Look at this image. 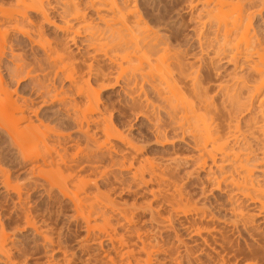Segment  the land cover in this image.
<instances>
[{"label": "rangeland", "instance_id": "rangeland-1", "mask_svg": "<svg viewBox=\"0 0 264 264\" xmlns=\"http://www.w3.org/2000/svg\"><path fill=\"white\" fill-rule=\"evenodd\" d=\"M76 1L77 3H79L78 5V7L80 6L79 9H82L83 8L82 5L84 2H79L78 0ZM139 1L141 2L142 5L141 11L144 15L145 22L149 25V27L153 29V31H156L159 35L163 37V39H166V42H168L167 44L169 46L170 55L179 54V56L184 57L186 61L187 60L190 61L192 60V58L202 59V61L203 60L204 62L206 61L205 63H207L209 59H212L210 58L211 56L213 57V59H215L214 58L215 54H213V51L211 52L209 50V52L205 55H204L205 51L203 52V54L200 53L201 51L198 48L197 45L198 43L196 38L198 35V31L194 29L195 28L194 26L196 25H194L193 22L192 23L189 22L190 17L196 14L195 13L196 10H192V11L189 10L188 6H186L188 4L186 0H139ZM2 2H5L3 4V7L7 8L10 5V3L11 5H13L12 3L14 1L9 0L8 2V0H0V5H2L1 4ZM51 2L52 4H54L53 1ZM115 2H117L119 5L121 0H115ZM132 2L133 0H130V3ZM58 4L59 3H57V6L60 7V4L59 5ZM10 6L8 8H10ZM256 8H258V6ZM259 9L260 8H258V10L255 9L257 11L261 10L260 11L261 14H259L260 12H257V14L255 15L256 17L254 16V18L252 19V29L254 28L256 33L261 32L262 34L259 33L258 35H261V37L264 38V11H262L264 8L260 10ZM58 10L50 13L51 15L50 19L52 18L50 21L53 22L55 25H58L59 28L55 29L54 27H50V25L47 26L45 24L43 26L44 28L42 29V31L44 30L43 31L44 39H41V42L39 43H41L43 46L48 45L47 47L46 46L44 47L45 49H47L49 46H52V49L55 48L57 50L56 51L55 49H53L55 51H53L54 54L53 53L51 54L52 55L51 58L52 60L54 58V61L57 59L56 64L59 70H57L56 65L52 63L53 62L52 60L45 57L46 54L43 52V50H41L44 49L41 48L43 46L41 47L38 46L39 43H37V45L33 44L34 45L33 46L32 43L29 42L27 38L22 36L19 30L17 31L20 34L16 31V29H20V28L23 30V27L26 28V25H24L23 23L15 24L13 22H8V23L6 22L5 25L3 24L1 28L3 30L4 29L7 30L8 33L6 37V41L2 43L3 45L0 44L1 46L0 56H2L0 58V78L2 80L1 81V85L3 87L2 89H6L7 90L6 92L11 94L10 96L13 98L12 100L16 101L17 99H19V101L17 100L18 103L23 101V103L25 104V115L27 114L26 115L27 118L30 121H32L31 122L32 124H34V125L31 124L30 129L32 130V134L35 131L34 133L36 135L35 138L32 137L33 135H31V133L26 131L29 129H25L26 132L23 131V133L25 132V134L22 133L21 135L22 137L24 135H27L28 138L32 137L33 139H35L36 141L34 140L35 141L34 143H35V147H37V149H35L36 152L31 151L27 153L28 156L26 154V156H24L25 159H23V155L22 156L18 155V153L20 154L21 152L18 153L16 152L17 147L14 146L16 144H14L15 142H13L14 141L13 138L11 139V137H9L5 132V129H7V127L10 128V125L13 126V123L10 120L7 121L1 120L0 169L3 172H1L0 170V174L3 175L5 172L6 174L4 178L8 174L7 176L8 177L7 179H9L8 183L11 184L13 183L12 185L17 184L18 186L19 183V187L20 188L22 187L21 188L22 195L20 196V199H23L17 201L18 198L14 192L12 193V190L10 192L8 189H6L8 190L6 191L5 189H3V187L5 186L3 185H2L3 187L0 186V223H1L0 225L2 226L0 227L2 228V232L4 233L3 235L4 236L6 235V237L8 236L7 237L8 239L6 240L7 241L6 247L11 250L9 251L10 252L9 254L11 256L10 258L13 259L11 260V262L13 263L14 261V264H68V262L70 264H101V263L108 264L107 263L108 257H105V254L106 256L108 255L109 257L112 258L114 257V252L110 249V244L108 243V241L103 242V240L105 239H102L103 235H101L102 233H100V231H98L97 229H96L97 234L100 233L98 235L99 236L98 240H94L97 239L95 231L93 235H91L92 232L91 233L89 232L90 236L87 235L89 233L86 232V228L83 223L84 220L81 219V217L79 219V215L78 214L76 215L74 210L75 205L71 203L75 199V198L74 199L71 198L72 195L75 196L74 192L76 193V190H78V188L84 189L83 187L87 186L86 181L89 180L90 181V182L88 181V184H90L88 185L89 191L86 189L87 187L84 190V193H86V195L89 192L88 196L90 198H93L94 196H91V193L93 192L95 193L98 187L99 189H97L96 194L99 192L98 195L101 194L102 196L103 193V198H104V194H108V196L110 195L109 199L111 197V199H113L111 201L112 202L114 201L113 203H115L116 201L119 202V204L116 203L118 207H121L123 204L129 205L127 207H129L131 212L134 211L133 214L136 215V216L134 215L135 216L134 218L135 221L133 220L134 225L132 224L133 229L139 232L142 231L143 233H145L146 231L147 232L146 234L148 235L150 232L154 231L153 228L156 227L155 229H158L160 233H157V230L156 232L154 231V233L156 236L159 235L161 238H159L158 236L159 238L158 239L154 234L153 235L158 239V241L160 242L162 241V243H164L165 245L168 243L167 245L169 248L167 249V245L165 247L167 251L169 249L170 252L176 251L175 253L177 255L175 253L174 255L173 253H170L168 255L167 253L166 255L161 256L160 254L159 256H156V258L154 257V261L152 262V264H163V262L165 261L168 262H165L164 264H168L169 261L170 263L171 262L173 263L174 261H176L175 263H177L178 261V263L182 262V264H188L189 262H190L189 264L192 263L195 264L196 260L193 262L194 259H197L196 264H198V262L199 264L201 263L221 264L219 259L220 257L223 256V254L224 256L220 260L225 259L226 261H228L226 264H234V263L264 264V219H263L264 209L262 210L261 208L260 210L261 206L258 203L253 204L250 203V201L244 200L242 198L240 199V197H238L239 201L235 200V202L237 201V203L236 204L234 203L235 205L234 204L233 205L236 211L241 210L240 212L241 213L243 212V219L240 220L235 215H233L234 213L231 212L232 208H230L231 205L228 202L229 196H231V194L233 193L232 189L228 188L229 186H227V188L225 186L224 188L222 184L221 185L222 188L220 187L221 190L217 191L214 190L215 188H212L213 185L212 186L210 185L212 183L206 182L207 179L209 178L208 168L211 167L212 165L209 166L210 163L207 162L208 163L207 167L204 170L200 168L197 169L198 165H195V163L197 164V161L195 162V158L198 156L199 151L197 152L196 149H195L196 151L192 149L194 146L191 145L192 142L191 144L190 142L188 143V140H190L189 138L185 137L182 139L183 141L181 142L180 140L181 138L178 137V135L176 136L177 138L180 139L175 138L176 136L174 137L175 133L173 134V131L169 129V125L167 126V123L169 121L166 118L167 117L166 112L165 110H163V108H161L158 105L159 103H156L158 100H156L157 98L155 97V95L153 96V93H150L149 94L150 96L148 95V98L151 97L150 99L153 100L150 101L153 102V105L157 104L158 105L157 109L158 108L160 109L155 110L154 108L155 111L153 110V108L149 109L151 110V111L148 110L150 114L152 111H154L152 112V115L149 119L145 117H141L142 114L141 116L139 115L140 110H138L139 111L138 114L137 112L138 108H135V104H132L134 99V94L132 91H130L131 88L128 86L129 83L126 81V78H128L129 72L131 71L133 64H131L130 66L124 62L122 63V68H126L128 66L126 68L128 69L127 70L128 73L124 74V76L126 75L124 78V76L120 74V70L119 67H117V65L108 63L107 59H105L104 56L102 58L100 55L98 57H100L101 59L98 58L97 61L95 62L97 65L95 66L94 63V66L97 69H101L100 70L102 71V75H100L101 77L99 76V78H96L93 77L92 75L90 79H87L89 77H87L88 75L86 76V73H84L87 71L84 62H86V60L89 61V59H88V55L86 56L87 52L85 50H87V48L83 41L84 38L83 37L75 38L76 41L74 43L70 44V41H68L67 43V40L70 39L68 36L71 35L70 33L72 30L68 31L70 32L69 34L68 33L66 34L65 30H63V28L65 29L67 28L65 27L66 26L65 23L71 21V23L69 22L68 25L72 24L75 29L77 26L76 25L77 22L76 20H74V18H72L74 16L73 13H71L72 11L69 12V15L71 17L67 15L69 17L68 18L67 16L62 15L61 10L59 11ZM83 11H85V8ZM85 12L88 18H91L93 19V21L97 22L96 17L93 14L94 13L93 11L89 10L88 12L87 11ZM28 16L33 21H35L38 18V16L36 14H33V12H29ZM61 28L62 31L57 30ZM210 31L212 32L213 29L208 30L207 28V30H205L204 33L210 36L211 35ZM66 35L68 36L66 37ZM58 44H60L62 47L59 46ZM54 45H56L57 47H54ZM63 48L64 49L66 48L65 51L63 50ZM1 50L3 51L5 50V51L2 53ZM67 51H69L70 53L68 52L69 54H67ZM57 54H58V58H57ZM186 54L187 56H185ZM13 55L15 56L12 58ZM46 58L47 60H49L48 62L47 60H45ZM14 59H17L19 63L17 60L14 61ZM20 62L23 63V64L21 63L20 66L21 69L20 67L19 69L15 68L16 67L15 65L17 64L20 65ZM45 63H47L46 66ZM58 63H60L61 65ZM82 63L84 64L83 66L80 65ZM49 64H51V67ZM47 65L49 66V68L47 67ZM216 65L219 66V67L216 66L217 68L220 67L221 68L217 70L218 74L217 72H215V70L214 73L216 75L220 74L219 77L221 78L223 77V79H225L227 74L230 73L232 70L231 66L226 65L222 62L220 63L218 62ZM80 66L82 68L81 69L82 71L79 69ZM52 67L54 68L53 71H52ZM78 70H80L81 72ZM27 71L29 72V74L27 73ZM203 71L199 72V75L200 73H202L203 76L204 74L206 75L205 73L206 71L205 70ZM79 75L81 76V78L84 76V78L81 79ZM194 75L196 76L198 75V73H195ZM210 75L212 76V79H209L211 81L209 80L208 81L210 82V84L214 85V83L217 82L214 79L217 78L215 75L213 76L212 73ZM118 77H120L121 79ZM83 80L89 83L88 85L90 86V88L94 90V95L95 93H97L95 97L98 96V101H97L99 102L98 108L100 107L99 108L100 112L103 113V115H105L107 122L110 124L109 128L111 127L110 130H112V134L116 137H121L123 139L126 138L125 140H127L128 142L130 141V143H133L134 147H137L136 149L140 150V151L138 150L139 153H136L137 155L134 154L135 156L134 155L132 156V154H130L131 155L130 156L127 153H134L136 151L133 152L131 149L132 152L130 150L129 152H127V150H125L128 149L125 148V146L128 147L126 144L124 145L122 143L120 144V142H118L117 140L115 141L114 138L108 137V135L105 134L106 132L104 133L105 127L103 125L105 123L103 121L101 122L100 120L98 121L99 123L89 121L87 122L88 125L86 124L85 118L87 117L85 116L86 114L88 116V113L85 114L86 111L83 109L89 111L88 109L89 106H87L88 102L84 95L85 94L84 91L86 87L84 84L85 82ZM145 91L147 93L150 92L147 88ZM129 92H131V94ZM0 96H3V94H1ZM5 96H3L4 98L2 97L0 98L2 102L3 100L4 101L6 99L8 100L7 94H5ZM1 101H0V105L2 104L4 105V103L6 102L5 101L4 103H2ZM215 103H216L215 107L217 106L216 110L220 109L221 105L219 103H221V98L217 96L215 99ZM24 104L20 103L19 105H24ZM86 106L88 108H86ZM256 106L257 104L255 105V109H254L255 115L259 114L258 117L264 120V107H262V109H256L258 108ZM77 107L80 109H78ZM83 111L85 115L82 114ZM150 114L148 113V115ZM212 114L213 113L208 114L204 118L205 125L211 128L216 124L215 120L217 119V116L215 115L216 113L213 115ZM95 117H98V115H96ZM82 119L85 120L82 121ZM78 121L83 122L82 127L80 126L81 123L79 124ZM164 124L166 125V129ZM42 125L44 126L47 125L45 128H47L48 130L46 129L44 131L45 128L44 126L42 127ZM159 125L162 128V130H159L161 129L160 127L156 128ZM80 127L82 128V130ZM163 128L167 133L163 132L164 131ZM49 130L51 134L48 132ZM84 131H86L88 134ZM160 132L163 133L162 135L159 136L158 133ZM41 133L45 135V139L43 138L45 142L42 140L41 135L43 134ZM46 133L50 135L48 134L46 135ZM52 133L55 134L56 136L53 135ZM90 134L91 136H89ZM163 134L165 135L164 136V138H166L165 140L164 138H162ZM88 136L90 137V139ZM24 137L26 138V136ZM37 140H38V144L44 142V144L47 147L49 144L50 148L49 147L48 148L53 153L48 152L49 150L44 149V147L42 148L44 144L38 145ZM161 140H163L162 141L163 143H161ZM165 141H167V143ZM115 145L117 148L114 147ZM189 145L191 146L189 147ZM32 153L37 157L35 156L33 157ZM48 153L52 154V156L50 155V158L52 159V160L49 159L50 161L47 160L48 158L45 157L46 159H44L42 157L43 155L45 156V154H47V156L49 157ZM124 153L127 155V158L125 157V160H122L124 158L123 155H125ZM262 155L258 157L259 158L264 157V153ZM40 156L41 159L43 158L42 160H44L43 161L44 164L46 162V165H44L43 162H40L41 161ZM54 156L56 158L55 160L53 159ZM26 157L28 158L30 157L31 159L28 160V158ZM133 157L136 159H134ZM32 161L34 162L32 163ZM48 161L50 162V164L49 163L47 164ZM52 161L54 162L51 164ZM122 162L125 164H123ZM145 162L147 166H148V162L149 163L152 162V164L155 163L154 165L158 166L162 172L166 171V173L163 172L166 177H167L166 174H169L171 172L173 176L170 173V177L172 176V178H174L175 181L174 179L171 180V178L170 180L174 181V183L177 180L176 184H178L179 186L181 185L182 189L184 190L183 191L184 193H186L187 195L190 194L193 197L196 195L195 198L198 199L196 200L194 198V201H197L196 207H199L201 205L200 208L203 207L204 209H206V214L208 215L213 214L212 216H214L215 214V216L213 217L215 219L213 220L212 223H210L211 221L206 222V220H203L208 226H211V228L213 227V230L215 229L216 231L213 232V236L217 240H215L213 236L212 237L208 236L209 237L208 239L207 235H204L205 238L209 240L206 241H208L210 246L208 244L205 245L209 247L203 245V243H201L202 240L200 241L199 238H194V239L191 238L189 234L182 229L181 226H178L181 225L182 222L180 221L179 224V220L173 218L174 216L168 211L169 208L166 200L163 198V203L165 204L163 205L161 199L162 194H158V192L162 193L160 191L162 189H163V193L166 192L162 184L160 185L158 182L154 183V181H152L151 183L153 184V186L149 184L147 188L145 185L142 186V184H140L138 177H136L138 179L133 180L134 178L131 173L132 167H133L132 172H134L133 170L136 169L135 167L138 168L139 165L144 166ZM64 163L66 165H64ZM129 163L133 165L131 168L129 167L130 166ZM35 164L37 167L34 166ZM38 165L40 166L38 167ZM126 168L127 169L130 168L128 169L130 170V172L126 171ZM145 168L147 169V167L144 166L143 170L147 173L148 170H145ZM211 169L216 174H218L217 171L218 169H216L213 166L211 167ZM168 171L170 172L167 173ZM102 172H105V174H103ZM146 173H144L145 178L146 180H149L148 177L149 173L147 174ZM2 175L0 176L1 184H3L2 182L3 180L1 179L3 178ZM260 176L261 174L256 173L257 178ZM84 179H86V181ZM80 180L82 181V183L80 184L81 187L78 184L79 187L75 190V187H77L76 182L78 183V181ZM91 180L95 181L96 185L95 182L91 183ZM59 187H61V189H59ZM160 187L162 188L159 189ZM62 188L63 190H66L65 191L66 193L61 192L63 191ZM155 189L158 191L157 194ZM67 190L69 191V194L67 193ZM86 190L87 192H85ZM149 190L153 191V193L155 192L154 194L157 196L150 195L151 192H149ZM78 193L80 194V196H82L81 192ZM64 194L67 195V197H69L70 199L64 197ZM165 195L166 193L163 195V197H165ZM152 198H154V202L152 201L153 200ZM149 203L150 205L148 206ZM20 204L25 207L21 206ZM116 204L114 205L116 206ZM158 205L161 207L160 210ZM162 205L165 207H163ZM236 205H238L237 206L238 208H236ZM19 206H21L20 208L21 211L19 209ZM123 206L124 207L121 208H125V205ZM25 208L29 209L27 210L28 212L26 211L27 214L31 212L33 213V215L30 214L29 217L35 216L31 219L33 220V222L34 221L36 222L34 223V225L35 224L37 225L35 226L38 228V230L40 229L39 231L41 232L43 230L46 233V236L50 237L49 239H52L50 241L54 243L52 242L44 243L42 237L40 238L39 237L40 235L36 234L37 232L33 231L31 228L26 226L27 223L25 224L24 221L26 217ZM131 208L133 211L131 210ZM151 208L152 210L154 209L153 211H155V209L159 210L160 215L164 213L163 214L164 217L165 216L170 217L171 225L174 231L172 230V228L169 229L170 231L168 229L167 230L162 229L163 226L161 228L160 227L161 225L158 224L159 219L158 220L156 219L155 221L153 220L154 221V222L152 221L153 223L150 222V219L152 220V218H150L152 215V213H150ZM164 208L165 209L168 208V210L167 209L165 210ZM30 210L31 212H29ZM201 210L203 209L201 208ZM259 211H261L260 212L261 214L258 213ZM22 212L24 213L25 217H23L24 215L22 214ZM167 214L169 215L167 216ZM256 215H259L260 217H257ZM75 216L78 217L75 218ZM198 219L199 218H196V221ZM241 221L242 222L246 221V222L242 223ZM91 222L93 224V221ZM97 222L100 224H97ZM204 222L203 224H205ZM95 224L99 226L102 225V222L99 220L96 221ZM125 228L124 230L123 228H120L124 231L123 235L126 234L125 231L127 228L126 229ZM119 230L118 232L120 233L118 234H122L123 231L121 230L119 231ZM45 233L43 235H45ZM152 233L150 234L152 235ZM175 233L178 235V237H180L179 240L182 239L180 242H185V244L187 243L188 246L190 244L189 247L192 249L190 255H192V257L188 255L189 256L188 258L187 254H185L187 258L186 257L184 258L185 255L182 254V252L184 253L185 251H183L184 249L181 248L183 247L181 246L182 244L177 243L178 240L176 241L175 239L173 240V238H175L174 235H176ZM214 234L217 237H215ZM149 235L146 237V239L148 240L149 239L153 240V238L155 239L154 236L150 235L151 236L150 237ZM167 235L169 236V238ZM86 236H88L87 237L88 239L86 238ZM91 236L93 238H90ZM132 239L133 240H131L130 242L131 245L133 244L132 242H134L135 240L134 238ZM173 243L175 246L171 247V244ZM214 243L216 244L219 243V244L216 245ZM178 244L181 245L178 247L177 246ZM176 246L178 247V249L181 248L180 249V252L182 251L181 253L177 251L178 249H175L177 248ZM82 248L84 250H82ZM225 248L227 249V251L230 252L227 253ZM132 249L135 250L136 248L133 247ZM221 249L224 251H222ZM224 252L229 254V256L227 254L225 255ZM179 253L181 256H178ZM63 254L66 256H64ZM135 254L137 255V253ZM175 255L178 257H176ZM232 255L236 258L234 257L232 258ZM230 257L233 260H231ZM172 258L174 259V261ZM66 259L67 260L69 259L71 262L70 261L67 262ZM188 259L191 260L192 262L188 261ZM162 260L165 261L161 262ZM117 261L119 262V260ZM118 264L121 263L119 262Z\"/></svg>", "mask_w": 264, "mask_h": 264}, {"label": "bare ground", "instance_id": "bare-ground-1", "mask_svg": "<svg viewBox=\"0 0 264 264\" xmlns=\"http://www.w3.org/2000/svg\"><path fill=\"white\" fill-rule=\"evenodd\" d=\"M12 1H14L12 3L13 5H11V3H10L11 6L9 5L11 9L8 8L9 6L7 8L3 7V4L5 2H2L1 3L2 5H0V44H2L3 42L6 41V37L8 34L7 30L1 29L2 25L3 24L5 25L6 22L7 23L13 22L15 24L23 23L24 25H26L27 29L25 27H23V30L21 28L20 29L14 28V29H16V31L19 30V32L22 34V36L27 38L28 41L32 43V45L33 44L37 45V43L41 42V39H44L43 38L44 37L43 36L44 30L42 31V29L44 28L43 26L45 24L47 26L50 25V27H54L55 29L59 28L58 25H55L53 22L50 21L52 19V18L50 19V16H51L50 13L51 12H55L59 8V10H61L62 15L70 16L69 12L72 11L71 13H73V15H74L72 18H74V20H76L77 26L74 29L72 24L68 25L69 22L71 23V21H69L70 20L69 19V20H67L69 22L65 23L66 24L65 27H67V28L66 29L63 28V30H65L66 34L67 33L69 34L70 32H68V31L72 30L70 33L71 34L70 36L66 35V37L68 36L70 38L67 40V43H68V41H70V44L74 43L76 41L75 38H79V37L84 38L83 41H84V44L87 48V50H85L87 52L86 56L88 55V59H89V61L86 60L87 63L84 62L85 66L87 68V71L84 73H86V76L88 75L87 77H89L87 79H90V77L92 75H93V77H96V78H99V76L102 75V71H100L101 69H97L95 67L97 65L95 62L97 61L98 58H100V57H98L100 55L102 58L104 56L105 59H107L108 63L117 65V67H119L120 74L122 76H124V74L128 73V71H127L128 69H126L128 66L126 68H122V63L124 62L130 66H131V64H133L132 69L130 68L131 71L129 72V76L127 75L128 78H126V81L129 83V85L128 84L127 85L131 88V89L129 88L130 91H132L134 94V99H133L132 104H135V108H138L137 109L138 114H139L138 110H140L139 115L141 116V114H142L141 117H145V118L149 119L152 115V112H154L157 109L158 105L161 108H163V110H165L166 116H167V117L166 116L165 117L169 121L168 123L167 122L166 123H167V126L169 125V129L173 131V134L175 133L174 137L176 135H178V137H180L181 139L177 138V136L175 138L180 139L181 142L183 141L182 140L183 138H185V137L189 138L191 141L188 140V143L190 142V144H191V142H192L191 145L194 146L192 149H194V150L196 149L197 152L199 151L198 156L196 157L197 159L195 158V162L197 161V164L195 163V165H198L197 169L200 168V169L204 170L207 167V164H208L207 162L210 163L209 166L212 165L213 167L218 169L217 170L218 174H216L214 171H212V169H211L212 166L211 167L208 166L209 167L208 168L209 169L208 170L209 171V173H208L209 178L207 179L206 182L212 183L210 185L211 186L213 185L212 188H215L214 190H217V191L221 190L220 187L222 188V186H221L222 184H223L224 188H225V186H226V188H227V186H229L228 188L232 189L233 193L231 194V196H229L228 202L231 205L230 208H232L231 212L234 213L233 215H235L240 220L243 219V212L241 213L240 212L241 210L240 211L237 210L238 211L237 212L236 209H234V205L237 203V201L235 202V200H238V197H240V199L242 198L244 200L250 201V203H253V204L258 203L261 206L260 210H261V208H262V210L264 209V157L259 158L264 153V120L262 118L258 117L259 114L255 115V112H254L256 104H257L256 107H258L256 109H262V107H264V40H263L264 38H262L261 35H258L259 33L262 34L261 32L256 33L254 28L252 29V19L257 14V12L261 11L260 9L264 8V0H186L188 3L186 6H188L189 10H191V11L196 10V12H195L196 14L194 16L190 17L189 22L190 23L193 22V24L196 25V26H194L195 27L194 29L196 31H198V35L196 38H197L198 48L201 51L200 53L203 54V52L205 51V53H204V55H205L209 52V50L211 52L213 51V54H215L214 58L217 59V60H215L211 56L210 58H212V59H209V61L207 63H205L206 61L204 62V60L202 61V59H193V58L190 61H188V60L186 61L184 59V57L179 56V54L170 55L169 54L170 50H169V46L167 44L168 42H166V39H163V37L161 35H159L156 31H153V29L151 27H149V25L145 22L144 15L141 11L142 5H141V2L139 0H133L132 3H130V0H121L119 5L117 2H115V0H78L79 2H84L82 5L83 8L81 7L82 9H79V7H80V6L78 7L79 3H77L76 0H12ZM51 1H53L54 4H52ZM8 2H9V0H8ZM57 3L60 4V7L57 6ZM129 3H130V5L132 4L131 7H130ZM257 6H258V8H260L259 9L260 11H257L258 10V8H256ZM56 8H57V10H56ZM84 8H85V11H87V12L89 10L94 12V13L93 12L92 13L95 15L97 22L93 21V19L87 17L86 12L83 11ZM255 9H257V10H255ZM262 11H264V9ZM29 12H33V14H36L38 16V18L36 19L37 21L36 20L33 21L29 18V16H28ZM259 14H261V12ZM24 28H25V30H24ZM207 28H208V30L213 29L212 32L210 31L211 32L210 36H208L207 34L204 33V31L207 30ZM57 30L62 31V28L57 29ZM36 39H37V41H36ZM40 44L41 43H39L38 46H40V47L43 46L42 44L41 45ZM61 44H63V43H61ZM64 44H65V42H64ZM58 45L61 46L60 44H58ZM45 46L46 45H44L41 48H44ZM54 47H57V46L54 45ZM63 47H65V46H63ZM0 48H1V46H0ZM53 49H55V48H53ZM53 49H52V46H49L47 49L44 48L41 50H43V52L46 54L45 57L52 60L51 54L53 53V51L56 50V49L55 50H53ZM65 49L63 48L64 51H65ZM1 51L3 53L5 50L4 51L1 50ZM69 51H67V54L70 53ZM100 53H103V54H100ZM110 54H112V55H110ZM14 56L15 55H13L12 58ZM185 56H187V54ZM1 57L2 56H0V58ZM47 58L45 60H47ZM57 58H58V54H57ZM16 60L17 59H14V61H16ZM56 60L54 61V58H53L52 63L54 65H56V68H57L58 66L56 64ZM48 61L49 60H47V62ZM218 62L219 63L222 62L226 65L231 66V68H232L231 72L227 74L226 78L224 77L225 79H223V77L222 78L219 77L220 74L216 75L214 73V70H215V72H217V70L221 68V67L220 68L216 67V66H218V65H216ZM18 63H19V61H18ZM21 63L22 62H20V65L17 64L18 66L14 64L16 66L15 68L19 69V67L21 66ZM94 63H95V66H94ZM46 64L47 63H45V66H46ZM58 64H60V63H58ZM49 65L51 67V64H49ZM80 65L83 66L84 64L82 63ZM47 67L49 68L48 65H47ZM117 67H115V68H117ZM20 69H21V67H20ZM53 69L54 68L52 67V71H53ZM79 69L80 70L82 69L81 66L79 67ZM57 70H59V69L57 68ZM80 70H78V71H80ZM203 70L206 71L205 72L206 75L204 74V76H203L202 73H200V75H199V72H202ZM28 71H30V70H28ZM28 71H27V73L29 74ZM10 73H12V72H10ZM13 73H14V71H13ZM195 73H198V75L195 76L194 75ZM209 73L210 74L212 73L213 76L215 75L217 78V79H214L217 81L216 83H214V85L216 84L215 86L213 84H210V82H209V81H211L209 79H212V76ZM217 74H218V72H217ZM45 75H46V73H45ZM121 75H120V77H121ZM125 76H124V78H125ZM120 77H118V78H120ZM80 78H81V76H80ZM82 78H84V76ZM120 79H118V80H120ZM1 81L2 80L0 78V95L3 94V96H5V94H7L8 100L7 99L5 100L7 103L3 99H2L3 102L0 100L2 103H4V102L6 103V104L4 103V105L3 104L0 105V122H1V120H6V121L10 120L13 123V126L10 125L11 129L9 127H7V129H5V132L7 133V135L9 137H11V139L13 138L14 141L13 140L12 141L15 142L14 144H16L14 146L17 147L16 152L17 153L21 152L20 154L18 153V155H21V156L23 155V159H25L24 156H26L27 153H29L31 151L36 152L35 149H37V147H35V143H34L36 140L32 138V137L35 138L36 134L34 133L35 131L32 134V130L30 129L32 121H30L27 118V116H26L27 114L25 115V104L22 101L20 103L24 104V105H19L20 103L17 102V100L19 101V99H17L16 101L12 100L13 98L10 96L11 94L7 93L6 89H2L3 87L1 85ZM84 82L83 83L85 84V87H86V88L84 87L85 88V91H84L85 94L84 95H85L86 100L88 102L87 106H89V108L87 106H86V108H88L89 111L86 109H83L86 111L85 114L88 113V116L86 114V116H85V117H87V118H85L86 120L82 119V121L85 120L87 125H88L87 122H89V121L90 122L91 121L92 122H98L100 120H101V122L103 121L105 123L103 125L105 127V128L103 127L105 129L104 133L106 132L105 134L108 135V137L114 138L115 141L117 140L118 142H120V144L121 143L123 145L126 144L128 146V147L125 146V148H128V149H125V150H127V152H129V150L131 151V149L133 152L136 151L134 153H127V154H129V155L132 154V156L134 154L137 155L136 153H139L140 150L136 149L137 147H134L133 143H130V141L128 142L127 140H125L126 138L123 139L121 137H116L112 134V130H110L111 127L109 128L110 124L107 122L105 115H103V113L100 112V110H99L100 107L98 108V103H99V102H97L98 96L95 97V95H97V93H95V95H94V90L90 88V86L88 85L89 83L87 81H84ZM127 85H126V87H127ZM146 88L150 91V92L148 91L149 93H147L145 91ZM105 89H106V87H105ZM129 93L131 94V92H129ZM150 93H153V96L155 95V97L157 99L155 97L154 98L156 100H158L156 102V103H159L158 105L155 104V102H154L155 105H153V102H151L153 99L151 100L150 99L151 97L148 98V95ZM3 96H0V98L1 97L4 98ZM217 96L221 98V103H219V104L221 105L222 109L221 108L218 109L221 112L216 110L217 106L215 107V105H216L215 99ZM5 98H6V96H5ZM152 108H153V110L155 108V110L152 111L150 114V112H148V110L152 109ZM78 109H80V108H78ZM159 109L160 108H158L157 110H159ZM149 111H151V110H149ZM148 113L150 115H148ZM163 113H164V111H163ZM211 113H213V114L216 113L215 115L217 116V119L215 120L216 122L214 121L216 124L213 122L215 125L212 126V128L205 125V122H204L205 116L208 114H211ZM82 114H84V111ZM96 115H98V117H95ZM208 117H210V116H208ZM82 121L81 122L78 121L79 124L81 123V125H80L81 127H82V123H83ZM211 121H213V120H211ZM208 123H206V124H208ZM158 124H159V122H158ZM32 125H34V124H32ZM43 126L44 125H42V127ZM46 126H44V128ZM159 127H160V125L156 128H159ZM25 129H29L26 131L31 133V135H33V136L28 138L27 135H24V136H26V138L24 136H23L24 137L23 138L21 134L23 133V131H25ZM46 129L47 128H45L44 131ZM165 129H166V125H165ZM50 130L48 131L49 133H50ZM81 130H82V128H81ZM159 130H162V128ZM163 130H164V128H163ZM25 132L23 134H25ZM84 132H86V131H84ZM163 132H166V131L164 130ZM53 133H55V132H53ZM160 133H158L159 136L162 135V133L161 134ZM41 134H43V133H41ZM47 134L48 133H46V135ZM50 134H48V135H50ZM53 135H55V134H53ZM59 135H61V134H59ZM41 136H42V140L44 141L45 135L43 134ZM89 136H91V134ZM164 136L165 135L163 134L162 138H164ZM170 136H171V134H170ZM162 138H160V139H162ZM187 138H186V140H187ZM89 139H90V137H89ZM160 139H158V140H160ZM165 139L166 138H164V140ZM128 140H130V139H128ZM162 141L163 140H161V143H163ZM44 142H42L40 144L43 145ZM165 142L167 143V141H165ZM37 144H38V140H37ZM40 144H38V145H40ZM191 145H189V147ZM45 146L46 145L44 144L42 146V148L44 147V149L49 150V148H50L49 144H48L49 148L47 146L45 148ZM114 147H116V145ZM116 148H114V149H116ZM48 152L53 153L50 150ZM258 152L261 154H259ZM44 153H46V152H44ZM50 153H48L49 157L47 156V154H45V156L43 155L42 157L44 159L48 158L47 160H49V159L52 160L50 158V155L52 156V154H50ZM32 155H33V157L35 156L33 153H32ZM125 155H123L124 158L122 160H125V157L127 158V155L126 156ZM27 156H28V154H27ZM35 157H37V156H35ZM57 157H59V156H57ZM61 157H63V156H61ZM26 158H28V157H26ZM29 159H31V158L29 157L28 160ZM40 159H41V156H40ZM42 159L40 162L44 161ZM53 159L54 160L56 159L55 156ZM134 159H136V158H134ZM36 160H35V162H36ZM131 160H133V159H131ZM49 161L47 162V164L48 163L50 164ZM33 162L34 161H32V163ZM53 162L54 161H52L51 164ZM123 162H126V161H123ZM43 164H44V162H43ZM123 164H125V163H123ZM129 164H130V166L129 165L128 166L131 168L133 165H131V163H129ZM154 164H152V162H150V163L148 162V166H147V164L145 162V165H144L145 167H147V169L145 168V170H148L147 173H149V175H148L149 180H146V178H145L144 173H146V172L143 170L144 166H140V165H139L140 167L138 166V168L135 167L136 169L133 170L134 172H132V169H133V167H132L131 173H132L134 179L133 178H131V179L136 180L139 178L138 180H139L140 184H142V186L145 185L146 187L149 184L153 186V184L151 183L152 181H154V183L158 182L160 185L162 184V186L165 188V191H166L165 197H163V195L165 194V193H163V189L160 190L162 193L158 192L155 189L156 194H157V192H158V194H162L161 195L162 197L161 196H159V197H161L162 203H163V198L166 200L169 210H168V208H166V209L174 216L173 218H176L177 220H179V224H180V221L182 222L181 225H178V226H181L182 229L185 230L186 233H188L191 238H193V239L199 238L200 241L202 240L201 243H203V245L208 244L210 246V244L208 243V241H209L208 239H209V237H212L213 232H216V231H215V229L213 230V227L211 228V226H208L203 220H206V222L211 221L210 223H212L213 220L215 219V218H213L215 216V214H214V216H212L213 214H211V215L206 214V209L201 207L203 209V210H201L200 204H199L200 205L199 207H196L197 201H194V198L196 195L193 197L190 194L187 195L186 193H184L183 192L184 190L182 189L181 185L179 186L178 184H176L177 180L174 183L175 179L172 178L173 174L170 171H168L167 173L170 172L172 176L170 177V173H169V174H166L167 175V177H166L164 174V173H166V171L165 172L163 171L164 172L163 173L160 170V168ZM44 165H46V162ZM64 165H66V164L64 163ZM34 166H36V164ZM39 166L40 165H38V167ZM121 166H123V165H121ZM130 168H128V169H130ZM128 169L126 168V171L130 172V170H128ZM1 172H3V171L1 170ZM102 173L105 174V172H102ZM256 173L261 174L260 177L262 179L260 177L257 178ZM5 174L6 173L4 172V174L3 175L0 174V176L2 175V177L4 178ZM56 174H58V173H56ZM7 176H8V174H7ZM7 176L4 179L1 178L3 180L2 181L3 184L0 183L1 184L0 186H2V185L5 186V187L2 186L3 189H5V190L8 189L10 192L12 190V193L14 192L18 198L17 201L23 200V199H20V196L22 195L21 194V188L22 187L21 188L19 187V183H18V186H17V184L12 185L13 183L12 184L8 183L9 179H7L8 178ZM168 176H169V178H168ZM103 177H104V175H103ZM136 177H138V178H136ZM170 178H171V180L174 179V181H171ZM259 178L261 179V181ZM80 179H82V178H80ZM84 180L86 181V179H84ZM88 181H86L87 186H84V187L82 186L84 189L78 188L79 185L82 183L81 180L78 181V183L76 182L77 187H75V190L77 188H78V190H76V193L73 191L75 196L72 195L74 197L71 196V198L72 199L75 198V199L73 200L74 202L72 201V199H71L72 202L71 201L70 202L75 205L74 210H75L76 215L77 214L79 215V219L81 217V219L84 220L83 223L85 225L86 232L87 233L92 232L91 235H93V233H95L96 229H97L98 231H100V233H102L101 234V235H103L102 239H105V240H103V242L108 241V243L110 244V249L114 252V257L112 258V257H109L108 255L106 256V254H105V257H108L107 258L108 264H116L118 262L117 260H119V262L121 264H152V262L154 261V257L156 258V256H159L160 254H161V256L166 255L167 253H168V255L170 253H173V255H174V253L176 251L170 252L169 251L170 249H169L168 250L169 252H168L165 249V247L168 243L165 245L164 243H162V241L161 242L158 241V239L161 237L158 235L159 236V238H158V236L155 235L154 231L156 232V230H157V233H160L158 229H155L156 227L153 228L154 229V231H152L153 233L150 232V233H152V235L148 231V233L151 236L155 235L158 238L157 239L154 236L156 240L154 238H153V240L152 239L148 240V239H146V237L149 234L147 235L146 231H145V233H143L142 231L139 232V231L132 228L133 220L135 221L134 218L136 215L133 214L134 211L132 210V208H131V210L133 212H131L129 207H127L129 205L123 204V205H125L126 209L121 208V207H124L123 205L122 206L120 205L121 207H118L117 204H119V202L116 201L115 203H113L114 201L113 202L111 201L113 199H111V197L109 199L110 195L108 196V194H104V198H103V193H102V196H101V194L98 195L99 192L96 194L97 189H99L98 187H97L95 193L94 192L91 193V196H94L93 198H90L88 196L89 192L86 195V193H84V190L86 187H87L86 188L87 190L89 188L88 185H90V184H88ZM92 182H95V181L91 180V183ZM95 185H96V182H95ZM95 185H93V186H95ZM20 186H21V184H20ZM80 187H81V185H80ZM161 188L162 187H160L159 189H161ZM59 189H61V187H59ZM8 190H6V191H8ZM62 190H63V188H62ZM87 190L85 192H87ZM65 191L66 190H63L61 192H65ZM78 192H81L82 196H80V194ZM149 192H151L150 195L157 196L154 194L155 192L153 193V191H150V190H149ZM67 193L69 194L68 190H67ZM234 193H235V195H234ZM94 194H96V195H94ZM96 196H99V197H96ZM64 197H67V195L64 194ZM67 198L70 199L69 197H67ZM152 199H153L152 201L154 202V198H152ZM165 200H164V202H165ZM196 200H198V199H196ZM150 203H151V201H150ZM150 203L148 204V206L150 205ZM18 204H19V202H18ZM114 204H116V206ZM163 205H165V204L163 203ZM167 205H166V207H167ZM230 205H228V206H230ZM21 206H23V205H21ZM21 206H19V209L21 208ZM132 206H135V205H132ZM237 206L238 205H236V208H238ZM23 207H25V206H23ZM163 207H165V206H163ZM160 208L161 207L159 206V210H160ZM196 208H198V209H196ZM25 209H26L25 210L26 217L23 213L24 212L23 210H22L23 211L22 214L24 215L23 217H25L24 221H25V224L27 223L26 226L31 228L33 231L37 232L36 234H39L40 236L39 235L38 236L40 238L42 237L44 243L45 242L51 243L52 241H50V240H52V239H49L50 237H47L46 233L42 230V232L45 233V235H43L44 233L39 231L40 229L38 230V228L36 227L37 225L36 224H35L36 226L34 225V223H36V222L35 221L33 222V220L31 218H33L35 216L29 217L30 214L33 215L31 210L29 211L31 213L27 214V212H28L27 210H29V209H27V208H25ZM254 209H256V208H254ZM153 210H152V208L150 209V211H151L150 213H152V215L150 217V218H152V220L150 219V222H152L153 220L155 221L156 219L157 220L159 219L158 224L161 225L160 226L161 228L163 226L162 229H166V230L171 229L172 225H171L170 217H166V216L164 217V215H163L164 213H162V212H161L162 213L161 215H163V216H161L159 210H156V209H155V211H153ZM199 210H201V211H199ZM20 211H21V209H20ZM260 212L261 211H259L258 213H260ZM168 215L169 214H167V216ZM256 216L260 217L259 215H256ZM77 217L78 216H75V218H77ZM196 218H199L198 219L199 221L197 220L198 222L196 221ZM99 220L102 222V225L98 226L97 224H100V223H98V222H97V224H95V223H96V221H99ZM91 221H93V224ZM203 222L205 224H203ZM243 222L245 223L246 221H243ZM100 226H102L103 229ZM151 227H152V225H151ZM209 227H210V229H209ZM120 228H123V230H124V228L126 229L125 235H123L124 231ZM134 228H136V227H134ZM119 229L121 231H123L122 234H118V233H120V232H118ZM0 230H1L0 231V263H2V264H14V261H13V263L11 262V260H13V259L10 258L11 256L9 254L10 253L9 251H11V250L6 247V242H7L6 240L8 239L7 238L8 236L6 237V235L5 236L3 235L4 233L2 232V228ZM138 230H139V228H138ZM172 230H173V228H172ZM90 233L87 235L90 236ZM99 234H97V232H96L97 239H94V240L99 239V236H98ZM204 235H207V237L209 236L208 239H206ZM174 236H175V238H173V240L174 239H175V241L178 240L177 243H181L182 245L181 244L180 245L183 246L181 248L184 249L183 251H185V252L183 253L181 251L182 254H184V255L187 254V257L189 258L188 255L191 254V250H192L189 247L190 244L188 246L187 243L185 244V242H180L182 239L179 240L180 237H178L177 234ZM87 237L88 236H86V238ZM215 237H217V236L215 235ZM90 238H93V237L91 236ZM132 238L135 239L134 242H132L133 246L130 244L131 240H133ZM168 238H169V236H168ZM213 238H214V236H213ZM213 238H212V240H213ZM206 240H208V241H206ZM215 240H217V239H215ZM216 242H218V241H216ZM52 243H54V242H52ZM101 243H102V241H101ZM214 244H216V243H214ZM218 244L219 243H217L216 245H218ZM180 245L178 244L177 246L179 247ZM220 245H221V243H220ZM130 246L132 248L133 247L136 248L137 252H136V249L133 250ZM173 246H175L174 243L171 244V247H173ZM209 246H206V247H209ZM178 247L177 248L174 247V248L178 249ZM201 247H202V245H201ZM218 247H220V246H218ZM168 248L169 247L167 245V249ZM235 248H236V246H235ZM180 249H178L177 251L180 252ZM82 250H84V249L82 248ZM225 250L227 251L226 248H225ZM222 251H224V250H222ZM228 252H230V251H227V253ZM135 253H137V255ZM180 253L178 254V256H181ZM224 253H225V255L227 254L226 252H224ZM227 255L229 256V254H227ZM64 256H66V255H64ZM110 256H111V254H110ZM171 256H172V254H171ZM178 256H176V257H178ZM190 256L192 257V255H190ZM223 256H224V254H223ZM223 256L220 257V259H222ZM168 257H170V256H168ZM185 257H186V255L184 256V258ZM233 257L234 256L232 255V258ZM234 258H236V257H234ZM191 259H193V258H191ZM220 259H219V261L221 262V264H226L228 262L225 259L224 260H220ZM228 259H229V257H228ZM230 259H231V257H230ZM195 260L197 261V259H194L193 262ZM231 260H233V259H231ZM68 261H70V260L68 259L67 262ZM163 261H165V260H162L161 262H163ZM173 261H174V259H173ZM188 261H191V260L188 259ZM196 261H195V264L197 263ZM165 262H168V261H165ZM165 262H163V264ZM175 262L176 261H174L173 263L172 262L170 263V261H169L168 264H177L178 263V261H177V263H175ZM180 262H181V260H180ZM68 264H70V263L68 262ZM178 264H182V262L178 263ZM192 264H194V263H192ZM198 264H199V262H198Z\"/></svg>", "mask_w": 264, "mask_h": 264}]
</instances>
